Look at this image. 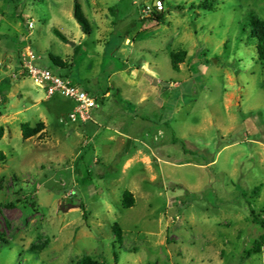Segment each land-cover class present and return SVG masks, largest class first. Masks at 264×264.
Masks as SVG:
<instances>
[{"label": "rangeland", "instance_id": "1", "mask_svg": "<svg viewBox=\"0 0 264 264\" xmlns=\"http://www.w3.org/2000/svg\"><path fill=\"white\" fill-rule=\"evenodd\" d=\"M161 1L157 23L156 0H78L86 32L74 0H0V264H264V0ZM27 47L92 121L21 75Z\"/></svg>", "mask_w": 264, "mask_h": 264}, {"label": "trees", "instance_id": "2", "mask_svg": "<svg viewBox=\"0 0 264 264\" xmlns=\"http://www.w3.org/2000/svg\"><path fill=\"white\" fill-rule=\"evenodd\" d=\"M74 17L78 24L81 26L83 31L90 32L91 26L84 15L80 3L78 0H74V11H73ZM163 12L160 11L159 13L152 12V15L149 18H153L157 23H161L164 20ZM54 33L61 38L64 41H67V38L64 34H62L58 29H54ZM254 38L257 40V53H258V59L262 62H264V21H261L259 25L254 26L252 30ZM186 51H179L172 54V67L175 71H180V65L185 61L187 57ZM55 64L58 67H66L67 64L63 62L62 60L58 59L55 60ZM62 76V75H60ZM65 78H68L67 76H62ZM44 123H38L35 127H31L28 123H24L21 128L23 132V138L25 140L34 137L36 135H39L44 130ZM3 134V127H0V138ZM5 159V155L0 153V160ZM136 204L135 197L131 191H125L122 198V205L124 208H132ZM83 219L87 221V214L84 212ZM260 224H262L263 230H264V221L259 220ZM113 234L115 235L116 241L123 242L124 240V232L122 227L116 223L112 227ZM4 240L0 238V252L1 248L3 247ZM264 244V234L260 236V238L254 243L253 250L255 252H259L261 247ZM76 264H103L96 260L94 257L90 255L83 256Z\"/></svg>", "mask_w": 264, "mask_h": 264}, {"label": "built area", "instance_id": "3", "mask_svg": "<svg viewBox=\"0 0 264 264\" xmlns=\"http://www.w3.org/2000/svg\"><path fill=\"white\" fill-rule=\"evenodd\" d=\"M152 9L163 11L164 5L161 0H156L152 7L147 6L145 10ZM33 22L27 23V29H33ZM37 59L31 48L27 47L22 56L21 75H28L35 80L37 85L46 91L48 99L60 95L76 103L75 108L69 114L71 121L88 123L92 121L93 111L97 108V100L80 86L73 84L69 78L62 77L50 69H41L34 66Z\"/></svg>", "mask_w": 264, "mask_h": 264}, {"label": "crops", "instance_id": "4", "mask_svg": "<svg viewBox=\"0 0 264 264\" xmlns=\"http://www.w3.org/2000/svg\"><path fill=\"white\" fill-rule=\"evenodd\" d=\"M109 95V93L107 92V94L105 95L106 97ZM97 109V108H96Z\"/></svg>", "mask_w": 264, "mask_h": 264}]
</instances>
